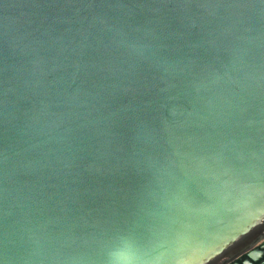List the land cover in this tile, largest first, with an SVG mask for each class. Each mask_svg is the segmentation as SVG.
<instances>
[{
	"label": "water",
	"instance_id": "obj_1",
	"mask_svg": "<svg viewBox=\"0 0 264 264\" xmlns=\"http://www.w3.org/2000/svg\"><path fill=\"white\" fill-rule=\"evenodd\" d=\"M0 264H264V0H0Z\"/></svg>",
	"mask_w": 264,
	"mask_h": 264
},
{
	"label": "flooded vegetation",
	"instance_id": "obj_2",
	"mask_svg": "<svg viewBox=\"0 0 264 264\" xmlns=\"http://www.w3.org/2000/svg\"><path fill=\"white\" fill-rule=\"evenodd\" d=\"M238 257H239V256H238ZM238 257H236L235 259H237ZM235 259H234V260H235Z\"/></svg>",
	"mask_w": 264,
	"mask_h": 264
}]
</instances>
